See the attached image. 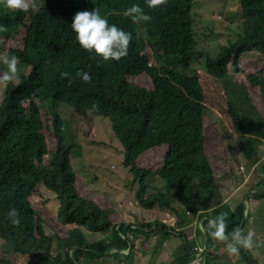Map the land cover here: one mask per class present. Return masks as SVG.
<instances>
[{
	"label": "trees",
	"instance_id": "1",
	"mask_svg": "<svg viewBox=\"0 0 264 264\" xmlns=\"http://www.w3.org/2000/svg\"><path fill=\"white\" fill-rule=\"evenodd\" d=\"M237 2L238 35L216 56L198 49L194 0H167L156 7L147 0H49L42 8L27 0V11L0 15V24L8 29L0 33L5 58L17 57L24 68L7 84L0 106V264H17L19 258L22 264H86L85 259L141 264L144 243L158 231L160 246L154 253L159 260L152 264H189L198 247L194 231L202 243L205 239L196 227L203 218L207 264H257L249 248L240 247L238 256L227 250L236 230H252L253 245L261 246L264 236V64L258 62L264 58V0ZM133 5L151 20L135 23L125 16ZM96 8L109 24L133 34L127 56L119 61H104L83 50L71 30L77 12ZM198 18L204 35L212 34L213 27L205 26L202 15ZM211 23L217 21L211 17ZM20 27L18 36L10 38ZM195 58L205 59V70L191 68ZM78 71L88 72L91 80L84 82ZM49 100L51 141L43 133L46 123L39 108ZM59 104L77 118L91 112L109 119L123 151L122 168L136 182L140 207L171 212L173 226L114 222L111 207L86 198L70 166L71 148L61 143ZM207 109L235 134L231 154L215 151L214 156ZM241 169L250 173L247 192L226 219L229 240L220 241L208 228L216 217L208 216L223 203L226 180L239 176ZM155 175L172 195L147 192L145 182ZM48 195L55 201L58 224L66 227L63 235H49L40 216L51 204L42 202ZM244 201L257 203L247 218ZM12 208L19 214L16 226L8 216ZM147 230H153L152 236L142 240ZM175 232L185 234L188 244L182 256L168 262L170 256L161 248Z\"/></svg>",
	"mask_w": 264,
	"mask_h": 264
},
{
	"label": "rangeland",
	"instance_id": "2",
	"mask_svg": "<svg viewBox=\"0 0 264 264\" xmlns=\"http://www.w3.org/2000/svg\"><path fill=\"white\" fill-rule=\"evenodd\" d=\"M36 1L39 8H42L46 6L49 0ZM0 9L2 10L0 14L1 16L13 11L5 5L4 0H0ZM35 10L36 9H34V11ZM239 10L240 5L237 0H194L192 13L193 15H197L196 39L198 41V49L205 52L212 51L216 56V51H218L221 46H226L229 38L232 36L236 38L238 35L237 31L241 26V21L237 17V12ZM199 15H202L201 19L205 18L207 21V24L205 23L207 28H209V26L213 27L214 32L212 34H208L207 36L204 35L203 24L199 21ZM211 17L217 21L214 25L211 23ZM22 29L23 27H20L17 31H12L10 38L18 36ZM4 38L5 37H0V46L2 45ZM0 49V67H2L0 69V77H2L3 74L7 72L8 68L6 66V61L9 59L5 58L6 56L2 50V46ZM258 62L264 64V58L259 57ZM205 66L206 62L203 58H195L191 64V68L196 70H205ZM23 69L24 68L21 67V65H17V73L12 79L0 82V106H2L7 84L12 82L23 71ZM128 81L136 85H142L136 78H130ZM25 105L27 106V103H25ZM50 106L51 101L49 100L40 105L39 108L46 123V125H44L43 133L47 140L49 139L51 141L52 136L49 130ZM55 111L62 120L64 130L61 143L64 147L71 148L70 166L73 173L78 178V182L82 183L83 188L80 189V191H82L86 198H94L103 207H111L115 211L114 217L112 218L114 222L121 220L126 223H131L133 221H160L164 224L168 223L171 226L174 225V216L171 212L156 208L145 210L140 207L139 201H137L135 197L137 187V185H135L136 182L133 181L132 175L122 168L121 161L123 151L114 136L109 119L91 112H87L83 117L77 118L73 110L64 104L57 105ZM206 118L211 124V149L214 156L215 151H222L223 153L229 151L231 154L232 151L230 150V147H234L236 139L235 134L230 131V127L226 125L220 116L214 111L207 109ZM260 150L264 156V143H262ZM144 167L148 168V164H145ZM260 167L261 166H258L259 169ZM249 179L250 173L248 174L245 169H241L239 176L234 173L228 180H226L222 190L223 203L219 205L214 210L215 213H211L212 215H210V217L208 216V218L211 219L220 214H226V219L229 218L237 209L243 196L246 194V184ZM145 183L148 186L147 192L149 194H171V192L164 186V183L159 181L157 175L151 177ZM255 192L256 190L251 191L250 196ZM42 202H51V204L46 207L45 211L40 214L45 221L47 233L49 235H53L54 233H59L61 235L65 234L66 227L60 226L56 220V205L51 195L42 199ZM243 204L247 218L248 214L252 215V209L257 203L244 201ZM203 220L204 218L196 224V227L198 229L200 228V231L205 235L203 243L198 239L196 230L194 231V234L198 248L201 249L202 246L200 245L204 244L203 250L207 251L205 249L207 232L202 225ZM153 228L154 226H152V229ZM152 231L153 230H147V234L143 235L142 240H144V237H146V239L147 236L151 237ZM161 234V231L156 232L155 236L148 242V244L144 243L143 247L145 250L143 255H145V257L141 264H152L159 260L157 259L158 253L155 254L154 251L159 249ZM187 234L191 241L193 235L189 232H187ZM260 240H262V243H260L262 244L261 246L253 245L248 251L255 258L257 264H264V236L260 237ZM221 243L222 242L218 243L215 251H217ZM186 244L188 243L185 240V234L181 236V233L175 232L172 234L171 239L169 236L166 243L160 248L161 251L166 250L170 256L168 262H172L184 254ZM7 259L12 263L10 257ZM21 260V258L17 259L16 263L22 264ZM83 261L86 264H116L111 259L105 261H92L85 259Z\"/></svg>",
	"mask_w": 264,
	"mask_h": 264
},
{
	"label": "clouds",
	"instance_id": "3",
	"mask_svg": "<svg viewBox=\"0 0 264 264\" xmlns=\"http://www.w3.org/2000/svg\"><path fill=\"white\" fill-rule=\"evenodd\" d=\"M4 3L12 10L27 11L29 8L27 0H4ZM147 3L150 7H156L166 4L167 0H147ZM124 15L130 17L135 23L151 20V17L138 5H133L126 9ZM70 27L75 33L78 45L83 50L98 56L104 61H119L126 57L129 45L133 40L131 32H127L115 24H109L108 20L100 14L97 8L92 11L77 12L73 16ZM7 30V26L0 24V33L7 32ZM6 63L8 71L0 79L11 80L17 73L18 58L12 57ZM77 75L86 83L91 80L88 72L78 71ZM93 107L95 108V105ZM8 216L13 226L20 224L19 214L15 208L10 209ZM225 227L226 214H220L215 219L208 221V228L212 230V236L217 240H229L230 237L225 234ZM253 237L254 232L252 230H249L247 234L236 230L231 234L233 242L228 244V252L238 256L240 247L251 248L253 246Z\"/></svg>",
	"mask_w": 264,
	"mask_h": 264
},
{
	"label": "built area",
	"instance_id": "4",
	"mask_svg": "<svg viewBox=\"0 0 264 264\" xmlns=\"http://www.w3.org/2000/svg\"><path fill=\"white\" fill-rule=\"evenodd\" d=\"M202 249V250H201ZM199 249L198 247L194 248L193 253L191 254V261L189 264H207L206 256H205V250H203V247Z\"/></svg>",
	"mask_w": 264,
	"mask_h": 264
},
{
	"label": "water",
	"instance_id": "5",
	"mask_svg": "<svg viewBox=\"0 0 264 264\" xmlns=\"http://www.w3.org/2000/svg\"><path fill=\"white\" fill-rule=\"evenodd\" d=\"M245 218H246V215H245ZM244 220H245V219H243V222H244ZM243 222H242V224H243ZM201 227H202V226H201ZM206 240H207V236H206ZM205 245H206L205 249L207 250V242L205 243Z\"/></svg>",
	"mask_w": 264,
	"mask_h": 264
}]
</instances>
